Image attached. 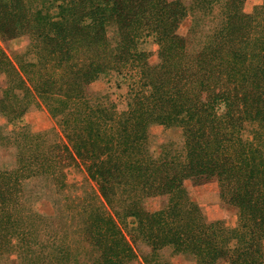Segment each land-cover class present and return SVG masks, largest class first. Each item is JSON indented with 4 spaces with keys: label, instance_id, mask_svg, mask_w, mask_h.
<instances>
[{
    "label": "trees",
    "instance_id": "1",
    "mask_svg": "<svg viewBox=\"0 0 264 264\" xmlns=\"http://www.w3.org/2000/svg\"><path fill=\"white\" fill-rule=\"evenodd\" d=\"M241 3L230 0L228 6L238 7L226 15L214 45L208 44L199 58L186 61L185 42L176 30L195 6L187 8L178 0H0V40L29 34L47 49L39 66L17 69L0 50V75L12 77L0 100L1 113L15 120L31 105L42 104L61 135L46 154L41 153L37 138L16 145L12 150L18 152L17 159L8 168H0V259L16 256V248L25 252L35 244L32 228L18 214L25 183L46 178L61 190L60 167L70 159L84 166L103 200L104 207L91 214L84 205L78 206L77 215L83 214L81 231L97 254L92 264H129L136 258L131 245L136 240L133 236L127 240L118 227H127L128 219L132 231L141 232L150 247L145 264H152L164 248L194 257L196 264H264V26L253 25L251 16L240 13ZM84 18L90 23L82 38L78 30ZM111 21L127 39L112 54L116 62L110 67L100 60L111 53L104 42L105 27ZM126 22L127 30L122 25ZM135 28L141 36L152 35L158 57L171 67L174 76L166 82L151 83L159 81L142 72L146 64L136 52ZM76 39L82 42L80 47L74 45ZM87 48L96 51V58L90 64H74V50ZM137 58L138 74L148 81L145 88L150 83L154 92L147 88L144 95L136 92L121 114L113 106L91 103L90 84L111 68L132 65ZM48 65L61 70L58 79L39 76ZM17 90L22 94H16ZM31 91L37 94L38 104ZM247 124L253 128L244 140ZM152 126L182 131L184 160L152 157L147 147ZM15 136L17 142L27 134ZM12 140L4 139L3 145L9 146ZM187 180L216 182L221 201L236 210L237 227L221 230L211 224L205 228L189 220V213L196 218L199 211L193 207L185 212V205L178 202ZM160 196H167V205L157 212L146 211L144 201ZM30 214V220L35 218L32 210ZM50 246L53 261L69 262L63 246L54 242ZM27 252L29 263L44 264L45 259L31 258V248Z\"/></svg>",
    "mask_w": 264,
    "mask_h": 264
},
{
    "label": "rangeland",
    "instance_id": "2",
    "mask_svg": "<svg viewBox=\"0 0 264 264\" xmlns=\"http://www.w3.org/2000/svg\"><path fill=\"white\" fill-rule=\"evenodd\" d=\"M178 1L183 3L187 8L195 6L194 10L188 11L186 17L176 30V35L185 42L186 56L184 60L193 61L195 58L200 57L201 51L205 46L208 44L214 45L215 34L223 25L226 15L234 14L238 6L235 8H232L234 6H228L230 0H198L199 4L192 3L193 0ZM241 4L240 8H238L240 13L251 16L253 18V25L259 24L261 27L264 26V0H242ZM28 6L31 9H36L35 4ZM54 11L56 12V10ZM121 20L125 21V18ZM89 23V19H83L80 25L82 30H78L79 37L83 38L86 35ZM127 24V22L122 23L125 27ZM127 29L128 27H126ZM257 31H260L259 28H257ZM133 32L136 35L134 36L138 39L136 52L144 56L143 59L146 64V69L142 70V72L148 74L149 79L152 78L154 81H159L151 83L161 84L166 82L169 77H173L174 73L171 72V67L164 64L161 58L158 57V47L152 35L141 36L140 30L137 28ZM255 32L253 31V33ZM104 38V42L108 45L111 53L101 56L102 60L100 61H103L105 65L109 64L111 67L116 62L113 55L118 46L123 44V40L124 45L126 44L127 38H124V35L119 31L116 22L112 21L108 22L105 27ZM73 42L75 41L73 40ZM76 42L74 45L80 47L82 44L80 39H76ZM0 50L5 53L16 69L19 65L26 64L39 66L42 63L41 61H43L42 58L47 53L45 45L36 39V37L29 34H23L11 40H0ZM95 52L93 48L81 51L80 49H75L72 53L73 63L90 64L96 58ZM139 60L140 58H137L132 65L128 64L121 69L111 68V71H107L105 75L90 84L87 87V93L91 103L103 104L105 108L113 106L116 113L121 114L127 110L130 103H133V95L136 92L144 95L146 88L149 90V93L154 92L155 88L150 86V83L145 88L144 85L148 81L142 80L141 74H138L136 66ZM42 70L43 72L39 76L44 80L48 77L58 79L61 75V70L55 69L51 65H48L46 70L45 67ZM139 70L141 71V69ZM11 79V76L8 78L3 74L0 75V100L4 97L9 81H12ZM31 92L34 101L38 104L37 94H34L33 91ZM16 94L21 95L22 92L17 90ZM220 110H223L222 107ZM1 112L2 110L0 109V168H8L13 163L14 158L18 155L17 151L12 150L16 145L23 146L28 140L37 138L36 141L39 144L41 153L46 154L55 141L61 137L56 122L47 114L42 104L31 105L26 113L19 114L15 120H9ZM252 128L253 126L249 124L244 127L242 131V138L244 140L250 138ZM18 134H27V136H23V138L20 136L21 139L15 142L14 139L17 137L15 135ZM9 138H13L11 144L9 146L3 145V140ZM63 144H65V141ZM147 147L153 158H159L161 155L162 157L177 158V160L181 161L185 158V138L182 131L177 128L150 127L148 130ZM60 173V179L63 181L61 190H58L46 178H39L25 183L24 198L21 201L22 207L18 214L23 223H25V226L32 228L31 234L35 238V244L32 243L31 246L25 249V252H21L16 248L13 251L16 256H7L5 259H0V264H40L36 261L29 263L27 260V255L29 256L27 249L29 248L33 250L30 254L31 258L35 260L45 259L44 264H61V262L53 261V249L50 246V242H54L57 246L65 248L64 251L68 254L69 258L67 264H92L96 259V252H93L90 246H88L81 231V218H83V214L77 215V212L80 211L78 206L82 205L85 206L89 214L96 208L104 207L103 200L98 194L97 185L89 180L83 165L70 159L64 160L61 164ZM182 188L184 194H180L178 202L185 205V212H190L194 207L200 213L199 215L196 209L198 213L196 218H192V213H189L187 215V218H191L189 220H193L194 223L200 224V226H204L205 228L211 224L215 229L221 230L237 227L236 210L221 201L219 198V187L216 182L195 184L187 180L184 181ZM167 203V196L151 197L144 201V208L148 212H157L163 209ZM31 210L36 216L30 220ZM131 222V219L127 220V227L118 224L127 240L131 241V236L136 240L131 244L136 258L129 264H145L144 259L148 258L151 254L150 247L143 242L140 235L141 232L132 231ZM188 224L193 225L190 222ZM14 244L16 245V241ZM262 245L264 249V241ZM151 263L196 264V260L194 257L192 259L181 254H174L171 248H164L157 252V256L151 260ZM217 264L228 263L220 261Z\"/></svg>",
    "mask_w": 264,
    "mask_h": 264
}]
</instances>
